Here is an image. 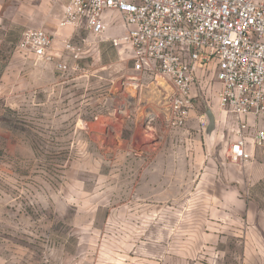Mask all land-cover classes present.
<instances>
[{"label": "rangeland", "instance_id": "1", "mask_svg": "<svg viewBox=\"0 0 264 264\" xmlns=\"http://www.w3.org/2000/svg\"><path fill=\"white\" fill-rule=\"evenodd\" d=\"M0 1V264H264V151L228 155L214 66L185 127L146 124L123 47L84 34L83 70L59 73L16 49L28 27L71 36L56 2Z\"/></svg>", "mask_w": 264, "mask_h": 264}, {"label": "built area", "instance_id": "2", "mask_svg": "<svg viewBox=\"0 0 264 264\" xmlns=\"http://www.w3.org/2000/svg\"><path fill=\"white\" fill-rule=\"evenodd\" d=\"M54 1L63 6L57 30H71V36L58 39L57 31L28 27L19 50L55 63L62 74L82 71L88 37L108 40L105 15L118 13L125 31L109 41L131 50L133 69L141 76L125 80L122 92L133 91L130 98L137 95L139 101L147 97L144 123L185 127L194 109L198 69L214 66L219 104L235 123L228 155L239 162L251 159L255 148L264 151V0ZM59 40L73 65L55 59Z\"/></svg>", "mask_w": 264, "mask_h": 264}, {"label": "crops", "instance_id": "3", "mask_svg": "<svg viewBox=\"0 0 264 264\" xmlns=\"http://www.w3.org/2000/svg\"><path fill=\"white\" fill-rule=\"evenodd\" d=\"M6 3H4V2H2V1H0V15H1V12H2V10L4 9V7H6V5H5ZM8 4V3H7ZM56 6H57V9L59 10V14H58V18H60L61 16H62V14H63V6H62V3H59V2H56V4H55ZM105 18H106V20L109 22V24H110V27H109V30L107 31V33H106V35H105V39H108V40H106V41H102V42H110L109 41V38L110 37H113V36H116V35H121V34H123L124 33V31H125V27H124V24H123V21H122V19L120 18V16H119V14L118 13H115V12H113V11H109V12H107L106 13V15H105ZM42 27H44V26H42ZM2 25H1V23H0V46L2 45V43L3 42H6L8 39H9V37H6L7 35H8V33H4L3 31H2ZM45 28H47L49 31H54V30H52L51 28H48V27H45ZM59 32H61V30L59 31ZM57 34H58V31L56 32ZM62 33V32H61ZM22 34V33H21ZM20 37H21V35H20ZM20 37H19V39H20ZM10 40V39H9ZM19 41V40H18ZM18 41H17V43H18ZM16 49H18V47H17V44H16ZM24 52V51H23ZM55 53H56V60L58 61V60H64V61H66V62H68L69 64H70V62H71V57H70V55L67 53V52H65V50L63 49V46L61 45V42H60V40L58 41V43H57V45H56V48H55V51H54ZM126 52H128V54L126 53ZM24 53H26V52H24ZM119 53H120V55L122 56V57H125L126 56V58H132V53H131V50L130 49H127V48H124V49H122V50H119ZM28 54V53H27ZM35 57V56H34ZM37 59V58H36ZM41 61V60H40ZM42 62H44V61H42ZM74 62V61H73ZM45 63V62H44ZM52 64H54V67L56 68V70L59 72V73H62L61 71H59L58 69H57V67H56V64L55 63H52ZM142 97V96H141ZM144 97V96H143ZM142 97V98H143ZM146 97V96H145ZM142 98H141V100H142ZM139 103H138V105L140 106L141 104H140V101H138ZM146 105L144 104V107H145Z\"/></svg>", "mask_w": 264, "mask_h": 264}, {"label": "water", "instance_id": "4", "mask_svg": "<svg viewBox=\"0 0 264 264\" xmlns=\"http://www.w3.org/2000/svg\"><path fill=\"white\" fill-rule=\"evenodd\" d=\"M206 116L208 119V125H207V133L208 136H212L216 129V116L212 109H208L206 112Z\"/></svg>", "mask_w": 264, "mask_h": 264}]
</instances>
